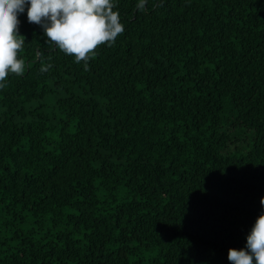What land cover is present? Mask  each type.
Masks as SVG:
<instances>
[{
	"label": "trees",
	"instance_id": "obj_1",
	"mask_svg": "<svg viewBox=\"0 0 264 264\" xmlns=\"http://www.w3.org/2000/svg\"><path fill=\"white\" fill-rule=\"evenodd\" d=\"M113 2L87 71L18 15L0 264H230L264 213V0Z\"/></svg>",
	"mask_w": 264,
	"mask_h": 264
},
{
	"label": "clouds",
	"instance_id": "obj_2",
	"mask_svg": "<svg viewBox=\"0 0 264 264\" xmlns=\"http://www.w3.org/2000/svg\"><path fill=\"white\" fill-rule=\"evenodd\" d=\"M146 5L147 0H139L135 7L144 12ZM115 7L113 0H0V89L7 87L9 73L19 76L25 70L24 61L18 58L25 46V38L18 31V15L26 9L28 22L42 28L47 46L73 56L77 64L84 61L87 71L94 50L103 44L112 47L125 30ZM36 55L42 64L40 73H47L53 65L43 64V51ZM47 59L50 61L51 56ZM260 204L264 206V198ZM228 260L230 264H253V260L264 264V213L257 217L245 247L229 249Z\"/></svg>",
	"mask_w": 264,
	"mask_h": 264
}]
</instances>
